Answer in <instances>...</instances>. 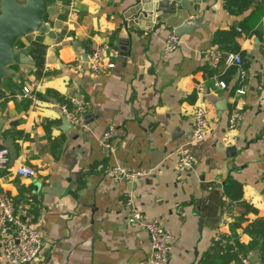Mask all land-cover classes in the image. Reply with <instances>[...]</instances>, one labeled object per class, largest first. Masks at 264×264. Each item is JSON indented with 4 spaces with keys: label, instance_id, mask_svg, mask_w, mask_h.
Here are the masks:
<instances>
[{
    "label": "crops",
    "instance_id": "1",
    "mask_svg": "<svg viewBox=\"0 0 264 264\" xmlns=\"http://www.w3.org/2000/svg\"><path fill=\"white\" fill-rule=\"evenodd\" d=\"M74 1L73 12L69 3H50L49 30L22 38L17 48L27 54L31 42L42 40V64L37 69L28 54L35 64L14 66L13 80L23 79L38 97L48 90L67 100L84 96L90 102L86 126L65 129L54 95L39 97L35 105L30 97L20 100L0 91L5 120L0 147L9 158V170H0V191L42 237L31 264H149L147 231L127 220L128 192L146 220L158 219L174 236L168 264H201L211 249L219 261L223 246L217 241L225 242L237 223L243 225L236 231L245 245L257 242L264 222V0H254L239 15L230 13L226 0H153L161 4L159 13L163 9L153 18L140 14L146 0ZM252 12L251 26L259 33L242 31L236 38L248 64L246 92L240 94L238 66L224 59L213 66L206 52L223 46L215 42L218 32L230 31ZM198 21L201 27L181 36L177 50L164 52L175 28ZM100 44L111 48L113 68L94 75L70 67L78 58L87 62L85 53ZM224 81L226 87L216 85ZM198 102L208 109V132L194 146V168L180 178L176 149L191 137ZM235 109L243 116L237 142L227 146L228 118ZM110 126L112 149L102 142ZM116 164L152 174L114 181L106 170ZM22 165L36 175H19ZM230 180L242 184L243 203L231 205L225 192ZM250 258L264 264L256 250Z\"/></svg>",
    "mask_w": 264,
    "mask_h": 264
},
{
    "label": "built area",
    "instance_id": "2",
    "mask_svg": "<svg viewBox=\"0 0 264 264\" xmlns=\"http://www.w3.org/2000/svg\"><path fill=\"white\" fill-rule=\"evenodd\" d=\"M198 3L201 0H196ZM1 2V0H0ZM69 6L73 12L75 1L70 0ZM181 38L175 33H171L165 42L164 52H174L179 48ZM264 46V42H263ZM113 52L106 44L96 45L88 55V61L85 62L81 58L70 63V67L77 72H83L86 68L94 75L103 74L107 69L115 66L113 61ZM209 62L213 66H217L220 59L223 57L219 50H209L206 52ZM228 65L237 64L238 75L241 81V86L237 90L238 93L246 92L245 80L247 78V70L241 67L242 58L238 53H230L226 57ZM216 85L226 87L224 82H217ZM263 85V84H262ZM197 92L199 95L205 92V87L202 83L198 84ZM20 100L30 97L34 104H40L41 99L35 95L30 86H24L23 90L16 94ZM71 106L67 103L58 102L64 116L78 128H84L85 113L87 112L90 102L84 96L72 97L69 100ZM242 112L235 109L228 118L227 133L225 136V144L231 146L237 142L235 131L238 128ZM208 109L203 103H197L194 108V120L192 134L188 142L180 145L176 149L177 163L175 172L180 178L186 176L194 168L196 155L194 146L200 144L206 139L208 132ZM114 126H110L104 132L103 144L106 148L112 149L111 137L114 133ZM9 163L8 153L6 150H0V169L4 168ZM17 173L24 177H33L36 171L33 167L22 165L17 168ZM106 174L114 181H135L142 177H147L152 174L151 170L132 169L121 165H113L106 170ZM125 206L128 210L127 220L130 224H141L147 231L150 239L152 255L149 264H168L170 245L174 236L164 228L158 219L146 220L144 213L136 204L133 193L128 192L125 198ZM226 212L231 214V207L227 202ZM177 212H181V206L177 204ZM42 246V237L38 230L31 227L24 219L16 212V206L13 198L8 194L0 191V263L6 264H31L34 263L40 253ZM241 264H253L249 256H244L241 259Z\"/></svg>",
    "mask_w": 264,
    "mask_h": 264
},
{
    "label": "trees",
    "instance_id": "3",
    "mask_svg": "<svg viewBox=\"0 0 264 264\" xmlns=\"http://www.w3.org/2000/svg\"><path fill=\"white\" fill-rule=\"evenodd\" d=\"M55 0H50L49 4L52 3ZM64 4H67L70 2V0H61ZM254 0H226V7L230 11V13L234 14H242L246 10L250 8ZM47 15L45 16V20L47 19ZM256 15V12H252L251 16H247L244 20H242L238 25L233 26L230 31L225 32H218L215 37V42L217 43H223V46L219 48V50L222 52L223 57L220 59H224L226 61V57L230 53H238L241 55L242 63L241 67L244 69H247L248 64L246 62V55L245 51L241 50L240 45L237 43L236 38L239 37L243 32L250 34L259 33L257 30H254L251 26L250 20ZM22 46V39H20L17 42V47ZM44 51V46L42 45L41 39H36L35 41L31 42L29 52L28 54L33 57L36 61V67L37 69L41 66V54ZM36 52H38L40 55L36 56ZM219 61V62H220ZM237 65V64H236ZM238 66V65H237ZM239 66L236 68L238 71ZM235 70V68H234ZM224 83H226L224 81ZM24 87V80L19 79L18 81H14L13 78L9 77L4 80V83L2 86H0V91H5L6 97H14L18 92H21ZM49 95H54L57 97L60 103H67L71 106L69 101L67 99H64L60 95H58L55 91L48 90L46 95L39 94V97L44 98L48 97ZM2 94L0 93V97ZM1 150V147H0ZM5 171L9 170L8 164L1 168ZM0 169V170H1ZM225 192L228 197L231 199V205L243 203L242 195H243V187L242 184L230 180L225 185ZM248 210H255L254 207L248 206ZM243 225L241 223L235 224V232L227 238L225 242H222V238L218 240V243H222L223 246V252L220 255V260H215L213 255L215 253V250H209V252L205 255V257L202 259L201 264H241V259L244 256L250 257V251L256 250L259 255L261 262L264 263V222H262V233L261 237L257 242H251L248 245H245L244 242L241 241L238 232L236 229L242 228ZM245 228H248L247 226Z\"/></svg>",
    "mask_w": 264,
    "mask_h": 264
},
{
    "label": "water",
    "instance_id": "4",
    "mask_svg": "<svg viewBox=\"0 0 264 264\" xmlns=\"http://www.w3.org/2000/svg\"><path fill=\"white\" fill-rule=\"evenodd\" d=\"M169 2L171 0H165ZM50 0H1L0 2V86L3 85L6 78L17 80L18 73L14 66L20 64L34 65L35 61L24 51L17 48V42L35 32H47L48 24L45 20L49 12ZM146 5L140 9V14L144 18L160 16L158 7L161 4H155L153 0H146ZM155 6V9L154 7ZM155 11V12H154ZM155 13V16H154ZM201 27L198 22H185L175 28L174 33L181 37L190 34L195 29ZM88 58V53H85ZM125 55V54H124ZM5 123L0 119V132ZM64 128H72L73 124L64 116ZM42 248V246H41Z\"/></svg>",
    "mask_w": 264,
    "mask_h": 264
}]
</instances>
